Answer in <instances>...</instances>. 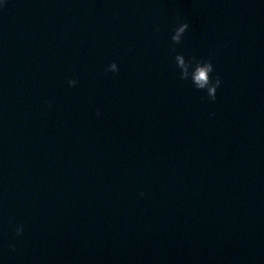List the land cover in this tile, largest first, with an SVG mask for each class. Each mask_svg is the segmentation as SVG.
<instances>
[{
    "label": "clouds",
    "instance_id": "9594fccd",
    "mask_svg": "<svg viewBox=\"0 0 264 264\" xmlns=\"http://www.w3.org/2000/svg\"><path fill=\"white\" fill-rule=\"evenodd\" d=\"M189 28L188 23H182L179 27H177L174 31V35L172 36V40L179 44L182 41V38ZM175 61L177 63V67L181 70V78L183 80L191 79L194 87L198 90H206L208 93V97L215 101L217 98V90L221 85V79L219 75L216 76L215 80L212 78V73L214 72V65L209 61L198 60L195 57H192L190 60L186 59L184 55L177 54L175 56ZM107 72L118 73L119 66L113 61L107 68ZM70 86H76L77 80L70 79L68 81ZM97 115H100L99 110L97 111ZM143 195V193L141 194ZM24 228L23 226H19L16 228L17 236L23 235ZM13 250H15V246H11Z\"/></svg>",
    "mask_w": 264,
    "mask_h": 264
}]
</instances>
